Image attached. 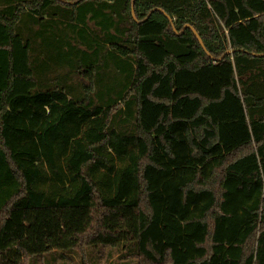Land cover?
<instances>
[{
    "label": "trees",
    "instance_id": "1",
    "mask_svg": "<svg viewBox=\"0 0 264 264\" xmlns=\"http://www.w3.org/2000/svg\"><path fill=\"white\" fill-rule=\"evenodd\" d=\"M121 245L264 264V0H0V264Z\"/></svg>",
    "mask_w": 264,
    "mask_h": 264
},
{
    "label": "rangeland",
    "instance_id": "2",
    "mask_svg": "<svg viewBox=\"0 0 264 264\" xmlns=\"http://www.w3.org/2000/svg\"><path fill=\"white\" fill-rule=\"evenodd\" d=\"M81 257L73 252H56L32 260L31 264H134L129 249L123 245L111 247H96L88 249Z\"/></svg>",
    "mask_w": 264,
    "mask_h": 264
},
{
    "label": "water",
    "instance_id": "3",
    "mask_svg": "<svg viewBox=\"0 0 264 264\" xmlns=\"http://www.w3.org/2000/svg\"><path fill=\"white\" fill-rule=\"evenodd\" d=\"M78 1H80V0H78ZM132 3H133V0H132ZM148 16H149V14L147 15V17L145 18V20L148 18ZM166 16V15H165ZM166 18H168L167 16H166ZM169 19V18H168ZM187 28H189L192 32H193V34L196 36V38H197V40H198V42H199V44H200V46L202 47V49L203 50H205L204 49V47H203V44H202V42H201V40L199 39V37L197 36V34L195 33V31L193 30V28L192 27H190V26H186ZM180 34V33H179ZM231 53V51H227L226 53H225V55H229ZM254 55V54H253ZM254 56H256V57H260V55H254Z\"/></svg>",
    "mask_w": 264,
    "mask_h": 264
}]
</instances>
